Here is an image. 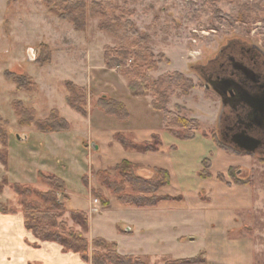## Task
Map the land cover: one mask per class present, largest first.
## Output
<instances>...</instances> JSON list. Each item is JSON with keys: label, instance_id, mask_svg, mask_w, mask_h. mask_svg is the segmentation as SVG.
<instances>
[{"label": "rangeland", "instance_id": "obj_1", "mask_svg": "<svg viewBox=\"0 0 264 264\" xmlns=\"http://www.w3.org/2000/svg\"><path fill=\"white\" fill-rule=\"evenodd\" d=\"M92 1L101 0H88V2ZM114 3L118 7L117 13L124 20L132 21L140 33L148 38L147 46L150 51L156 56L163 55L157 67L147 69L144 71L145 75L152 81H157L162 76L179 72L193 81L194 87L189 90L188 95H182L181 90L174 87L169 88L168 108L180 117L197 119L199 122L197 128L192 125L191 128L180 129V133L186 134L185 131H191L196 135L199 132L210 136L215 135L216 139L217 118L222 102L215 91L205 87V83L195 67L215 57L221 47L231 39H238V45L246 43L264 48V35L259 34L264 29V18L250 23L230 21L226 16L237 17L241 10L236 0H223L216 3L222 16L211 10L207 0H115ZM99 19V17H89L86 28L77 31L73 23L59 18L42 0H18L15 2L0 0V116L2 118L0 123L4 124L9 138L7 150L0 142V152L6 154L8 151L9 154L7 166L0 161V173L4 174L3 179L0 180V201L8 209L15 208L17 212H23L20 196L15 193L13 183L29 184L40 190H44L41 188L42 185L49 187L38 175L39 182L34 181L36 179L31 177L34 163L56 164L60 168L59 176L62 178L67 176L70 184L77 179L76 171L72 169L73 163H78L79 159H83L86 163H98V169L92 168L82 178L93 204V213L91 212L90 215L87 212L89 230L98 235L96 237L105 238L110 243L116 242L117 250L121 254L140 256L148 264H165V260L172 258L152 255V252L162 254L163 248L156 246L153 249L151 241L147 238L145 225L146 212L149 208L123 205L112 190L99 179V172L114 174L118 165L129 160L117 158L104 151L99 152L98 148L93 149L91 143L93 141L98 143L97 138L92 142L90 139L88 141L87 146L90 148V154L87 155V158L89 157V161L84 159L86 155L83 151L78 150L79 153H77L73 146H71L73 151L67 148L63 151L59 148L53 150L47 141L49 136L40 139V133L44 132L38 130L35 123L21 124L15 107V103L20 100L25 107L36 109L38 118H46L52 109H58L61 115L70 122L69 133L73 136L77 133L94 135L93 133L88 134L91 130L93 114L98 110L104 112L97 105L98 97H93L86 88L88 90L89 113L85 120L67 103L66 83L67 81L74 83L86 81V76L90 74L89 70H93V68L97 70L96 72L102 73L98 69L99 65L105 63L103 60L105 49L108 46L114 47L116 39L107 31L99 28ZM45 44L50 49L51 62L40 66L35 62L36 60L30 61L28 48H33L34 51L39 50L36 59L47 57V50L42 46ZM106 68L108 70L107 65ZM6 71L33 77L38 85V90L18 91L14 80L6 76ZM109 73L115 74L116 78H125L129 81V78L117 69ZM106 76V74L98 75L102 84L107 78ZM146 95L155 97L151 92ZM177 105L180 109H177ZM91 108L94 112L92 118L89 119ZM5 122L7 123L5 124ZM92 123H94L93 120ZM29 133L31 135L29 139L27 137L26 141L19 139V136L25 134L28 136ZM155 137L150 141L152 144L155 145L160 141L162 143L159 136ZM162 146L163 143L159 146V150ZM127 150L135 149L127 148ZM234 155L237 163H246L247 167H242L245 169L243 170L241 166H236L234 174L241 178L247 177L251 181L249 184L255 186L258 192L259 211L256 216H253L250 222L252 226L248 228V231L250 230L255 246H257V262L264 264V156L241 151ZM138 167L140 169V166ZM4 180L7 183L3 185ZM27 180H32V182L28 181L29 183H27ZM233 182L235 181L233 180ZM7 190L9 194H7ZM65 193L59 194L60 200L66 205V213L61 221H64L68 226H74L70 212L75 208L88 209L90 206L88 201L82 198L68 199V195ZM102 197L108 200L106 206L103 204ZM31 199L42 209L46 207L37 197ZM86 236L91 242L92 252V241L96 237H90L89 231ZM203 257L205 258V255Z\"/></svg>", "mask_w": 264, "mask_h": 264}, {"label": "crops", "instance_id": "obj_2", "mask_svg": "<svg viewBox=\"0 0 264 264\" xmlns=\"http://www.w3.org/2000/svg\"><path fill=\"white\" fill-rule=\"evenodd\" d=\"M106 69L103 62L98 69L102 73L96 72L94 68V71L90 69V74L86 76L87 82L82 80L76 83L86 87L93 97L107 95L123 102L129 111V119L120 120L105 111L94 112L91 108L89 119L94 115V123L91 120L88 134L94 135L77 133L73 136L67 130L40 133V139L49 136L47 141L53 150H71L73 146L77 153L78 150L83 151L86 155L84 159L89 161L88 141L92 142L97 138L98 143H91L93 149H96L93 147L95 145L99 152L104 151L117 158L128 159L140 166L141 174H150L155 167L169 171L170 183L160 193L177 199L162 201L146 212L147 238L153 249L156 246L163 248L162 254L152 252V255L180 259L203 254L205 264H258L257 246L250 230L248 231L252 226L250 222L253 216L259 211L258 192L255 186L233 182L228 174L236 166L247 168L246 163H237L236 156L227 147L219 145L214 136L197 132L192 139L175 137L165 128L163 112L153 108L152 95L131 94L128 81L109 73L114 69ZM99 74L107 75L103 84ZM83 118L87 120L86 117ZM118 134H124L137 143L150 142L155 136H159L163 146L159 151L127 150L117 138ZM30 135L31 133L28 134V139ZM207 157L212 160L211 176L202 177L200 172L204 168L203 160ZM33 167L31 177L36 182L40 181L37 177L39 171L58 176L61 174L56 164L34 163ZM92 168L98 169L99 164L86 163L79 159L78 163H73L72 168L77 174L75 182L70 184L67 176L63 177L67 183L65 194L68 199L82 198L90 206L88 209L74 210L86 211L90 215L93 213V204L82 178ZM219 174L224 175V181L218 178ZM3 177L4 174L0 173V180ZM28 181L32 182L27 180V183ZM41 188L47 190L49 187L42 185ZM8 192L7 190V194ZM89 235L92 238L98 236L90 230ZM0 264L92 263L83 260L78 253L65 252L57 242L40 241L26 228L23 212L3 213L0 210Z\"/></svg>", "mask_w": 264, "mask_h": 264}, {"label": "trees", "instance_id": "obj_3", "mask_svg": "<svg viewBox=\"0 0 264 264\" xmlns=\"http://www.w3.org/2000/svg\"><path fill=\"white\" fill-rule=\"evenodd\" d=\"M15 2L18 0H10ZM213 12L221 14L216 3L223 0H207ZM59 18L73 23L75 30L82 31L86 28L89 17H99V28L107 31L116 39L114 47L108 46L105 49L104 60L108 68L117 69L129 78L128 87L131 94L135 96L146 95L151 92L155 97L152 106L155 110L163 112L165 128L180 139H191L195 134L188 131L181 134L180 129L199 126L197 119H187L173 113L169 108V88L181 90L182 95H188L189 90L194 87L193 81L185 77L182 73L173 72L160 77L157 81H152L144 71L154 69L162 60L163 55L156 56L147 46L148 38L140 33L136 25L130 20H124L119 15L115 0H42ZM241 10L237 17L226 16L230 21L257 22L264 18V1L236 0ZM124 4H126L124 2ZM222 16V14H221ZM259 34L264 35V29ZM264 38V36H263ZM47 50V57H39L36 63L44 66L51 62L50 49L42 45ZM133 59V60H132ZM132 61V62H131ZM6 76L12 78L16 83L18 91L38 90V85L33 77L26 74H15L6 71ZM67 103L76 112L86 117L89 113L87 100L88 90L72 81H67ZM97 105L107 114L114 115L120 120L129 119V111L123 102L117 101L107 95L98 98ZM16 110L20 116L21 124L31 125L35 123L38 130L44 133H54L70 130V122L61 115L58 109H52L46 118H38L34 108L25 107L22 101L15 103ZM177 109H180L177 105ZM2 120L0 116V121ZM7 122H5L6 124ZM215 137V135H214ZM117 138L129 149L142 152L157 151L162 144L151 142L137 143L132 138L118 134ZM156 138V137H155ZM219 145H222L216 138ZM0 142L5 150L9 146L8 133L4 124L0 123ZM223 146V145H222ZM225 147V146H223ZM230 149V148H228ZM230 153L237 154L238 151ZM8 151L6 154L0 152V161L3 165H8ZM212 161L210 158L203 160L202 177L211 176ZM239 170V169H238ZM229 176L237 184H249L248 178H241L234 174V168L229 170ZM39 178L49 186L48 190H40L29 184L20 182L13 183V189L20 196L22 210L25 215V226L42 242H57L62 245L66 252L78 253L85 261L92 264H148L140 256L121 254L118 252L117 243L96 237L92 241L93 251L91 252V242L86 234L89 231V215L86 211L72 210L70 216L74 221V226H68L61 221L66 213V205L60 200L59 194L65 193L67 183L65 179L56 174L38 172ZM99 179L109 187L117 199L126 206L139 208H152L165 200L177 199L160 193L161 189L170 183L171 177L168 170L163 168H152L150 174H141L138 165L124 161L118 165L114 174L99 172ZM251 177V176H250ZM220 180H225L223 174H219ZM5 179V178H4ZM252 179V178H251ZM253 181V180H252ZM7 183L4 180L3 185ZM1 192V185H0ZM98 194H101L98 192ZM37 197L46 206L44 209L36 205L31 199ZM66 197V196H65ZM104 206L108 200L102 197ZM0 210L3 213H16L17 209L10 208L0 201ZM37 245V244H36ZM205 258L198 255L191 258H180L165 260V264H203Z\"/></svg>", "mask_w": 264, "mask_h": 264}, {"label": "flooded vegetation", "instance_id": "obj_4", "mask_svg": "<svg viewBox=\"0 0 264 264\" xmlns=\"http://www.w3.org/2000/svg\"><path fill=\"white\" fill-rule=\"evenodd\" d=\"M237 42L238 39L228 40L215 57L195 68L207 89L222 90L224 80L235 83L224 95L225 103L219 96L222 105L217 118L218 141L240 151L239 137H252L260 141L255 153L264 156V48ZM254 99L261 101L259 117L255 115Z\"/></svg>", "mask_w": 264, "mask_h": 264}, {"label": "water", "instance_id": "obj_5", "mask_svg": "<svg viewBox=\"0 0 264 264\" xmlns=\"http://www.w3.org/2000/svg\"><path fill=\"white\" fill-rule=\"evenodd\" d=\"M29 50V60L30 61H35L36 60V55L39 53V50L36 49L34 51L33 48H28ZM231 84H235L233 81L231 80H224L223 84H222V90L214 88L215 92L222 98L223 103H225V94H227V92L230 90V85ZM244 91V90H243ZM253 102H255V108H257V110H255V115L256 117H259V113H260V109H259V105L261 104L260 100H252ZM27 135H23V136H19V139L22 141H26L27 140ZM240 143L242 145V149L240 150L241 152H245L248 154H254L255 150L257 148V146L260 144V141L257 139H254L252 137H248V136H243V137H239ZM94 148H97L95 145H93Z\"/></svg>", "mask_w": 264, "mask_h": 264}]
</instances>
